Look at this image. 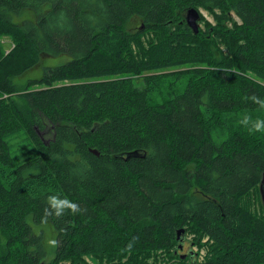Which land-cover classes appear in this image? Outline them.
Instances as JSON below:
<instances>
[{"label":"trees","instance_id":"obj_1","mask_svg":"<svg viewBox=\"0 0 264 264\" xmlns=\"http://www.w3.org/2000/svg\"><path fill=\"white\" fill-rule=\"evenodd\" d=\"M189 7L210 16L197 33ZM253 96L264 0H0V264H45L44 223L48 264H264ZM50 195L80 211L57 217Z\"/></svg>","mask_w":264,"mask_h":264},{"label":"rangeland","instance_id":"obj_2","mask_svg":"<svg viewBox=\"0 0 264 264\" xmlns=\"http://www.w3.org/2000/svg\"><path fill=\"white\" fill-rule=\"evenodd\" d=\"M199 12L202 14V16L205 19H210L209 14L200 9ZM139 26V21L136 20H131L126 28L128 30H134L136 27ZM203 27V23L201 21H199V27ZM2 43L4 46V49L6 50V52L10 49V47L12 46L11 40L8 36H3L2 37ZM70 59V56H66V55H59V56H49V57H44L40 64L37 66L32 67L31 69L27 70L25 73L22 74V76L20 77H15L14 80L16 82H25L27 79H34V78H38L43 70L44 67L47 66H55L58 65L66 60ZM39 227H42L43 229V239L44 242L48 248L49 254L47 255V257L45 258L44 262L45 264H48V262L51 260V256H52V248L54 246V239H55V232L54 229L52 228V226L47 225L46 223L39 225ZM181 236V245H182V249L181 251H179V253L184 254V255H189L191 257H193L194 252L198 251V247L196 245H194L193 243V237L190 236ZM158 257H154V258H150V261L148 262V264H172L174 262V258H169L167 256V253H163V252H157ZM91 264V263H90Z\"/></svg>","mask_w":264,"mask_h":264},{"label":"clouds","instance_id":"obj_3","mask_svg":"<svg viewBox=\"0 0 264 264\" xmlns=\"http://www.w3.org/2000/svg\"><path fill=\"white\" fill-rule=\"evenodd\" d=\"M254 103L259 105V107L264 108V98L253 96L251 98ZM241 124L245 127H248L250 132H264V119H257L253 121L251 117L244 116L241 120ZM250 125V127H249ZM48 204L51 210H54V214L59 217L64 214L65 210H70L72 213H77L80 211L79 205L73 201H70L67 198H61L59 195H50L48 197ZM46 215H52L53 211L49 209L45 210ZM131 244L129 245V250Z\"/></svg>","mask_w":264,"mask_h":264},{"label":"water","instance_id":"obj_4","mask_svg":"<svg viewBox=\"0 0 264 264\" xmlns=\"http://www.w3.org/2000/svg\"><path fill=\"white\" fill-rule=\"evenodd\" d=\"M199 20H200V12L194 7H189L185 11V21L188 27L194 32L197 33L199 31ZM93 152L97 153L95 150ZM131 155H136L135 152H129L126 154V157ZM259 194L261 198V202L264 206V178L261 179L259 186ZM181 248V247H179Z\"/></svg>","mask_w":264,"mask_h":264}]
</instances>
